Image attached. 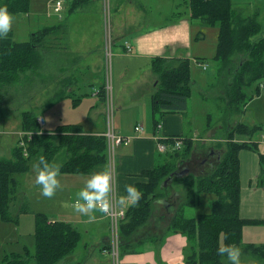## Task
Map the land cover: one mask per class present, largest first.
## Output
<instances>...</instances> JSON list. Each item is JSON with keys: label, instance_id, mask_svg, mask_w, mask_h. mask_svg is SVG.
Listing matches in <instances>:
<instances>
[{"label": "trees", "instance_id": "obj_1", "mask_svg": "<svg viewBox=\"0 0 264 264\" xmlns=\"http://www.w3.org/2000/svg\"><path fill=\"white\" fill-rule=\"evenodd\" d=\"M79 2L81 1L73 0L70 10L79 6ZM188 2L191 18L200 19L206 25H219L216 52L212 60L214 79L208 83V87L218 90L215 104H223V119L230 122L232 116L243 114L252 97L264 89V34L253 38L263 31L262 25L255 13L245 15L244 8H235L232 0ZM28 4L29 0H0V7L7 8L13 17L12 21L18 15L28 13ZM49 32H54V26L44 25L32 32L31 39L19 41L14 38L10 28L7 36L0 39V85L13 84L18 81L19 73L28 69L34 70L41 65L42 56L37 46H42V41ZM151 68L156 75L157 88L150 96L152 121L156 127L159 118L157 114L185 110L187 98L191 94L190 60L186 57L157 56L152 59ZM98 93L99 99L103 101L104 91L100 89ZM57 97H62V94ZM216 115V112L207 114V129L215 123ZM36 118L37 115L33 111L21 114V130L31 133L30 136H23V141H26V154L20 146L15 145L11 149L12 157L0 158V219L3 221L17 222V218L10 212V204L16 199L18 186L14 174L27 172L30 162L35 160L34 164H38L41 156L50 163L54 156L63 150L65 158L59 166L60 173H98L103 172V167L106 170L108 168L104 135L86 133L81 125L71 123L59 125L53 131L46 130L39 126ZM233 123L232 127H224L228 150L217 170L202 177L189 172L180 177H172L175 178V183L185 185L186 195L184 200H178L176 212L167 218L165 230L159 236L153 233L151 241L163 244L164 238L170 233L184 234L185 264H231L229 260L223 261L227 257L217 252L218 247L226 244L241 246L242 252L258 255L264 264V243L257 245L249 242L242 245L244 227L250 224L264 225V219H247L239 214L241 188L238 158L241 149H256V141L252 137L262 126L249 125L239 118ZM174 136L180 137L162 135L159 140L169 145ZM182 139L180 148L168 147L166 151L160 152L165 155L164 162L142 171L146 180L136 185L142 193L141 199L137 205L126 209L124 218L119 223L120 254L131 248L133 233L148 222L153 207L156 206L154 201L159 202L157 199L165 195L164 189L167 185L163 184L164 179L180 169L179 165L175 167L179 160H185L189 156L193 140L191 137ZM259 161V183L262 184L263 153H259ZM202 192L213 194L215 197L210 201V211L186 216L183 213L184 207H194ZM169 205H165L166 208L169 209ZM33 238L32 254L24 247L22 253L5 254L2 264H57L75 250L81 241V234L69 221L50 220L45 213L36 212ZM142 241L141 239L137 242Z\"/></svg>", "mask_w": 264, "mask_h": 264}, {"label": "crops", "instance_id": "obj_2", "mask_svg": "<svg viewBox=\"0 0 264 264\" xmlns=\"http://www.w3.org/2000/svg\"><path fill=\"white\" fill-rule=\"evenodd\" d=\"M80 1L82 3H78L79 6H77L70 12L71 14H69L65 22L58 21L56 17L54 18L47 13L46 18L43 19L41 27L44 25L53 24H65L70 27V29L72 30L71 35L79 37L80 40H75L72 37V40H70L72 49H70V51H68V54L66 55H71L74 59L77 58L76 62L79 64H90L92 63V60L94 58L98 57L99 55L101 56L103 46V29L99 30L98 28L96 29V27L101 26L102 28L103 17L101 18V11L98 5L99 0ZM188 1L189 0H112V24L109 9L110 23L108 19L107 27L109 28L112 45L115 46L113 47V55H115L116 57V63L118 64L121 58H129L133 63H136L134 64V67L136 69H140L142 65H144V68L149 71V75H152L150 79L151 88H149V91H138L134 93V95L136 97H139V99L147 98V96L149 95L151 96V94H153L157 88L155 81L156 76L152 73L151 68L152 59L157 56L180 58L186 57L190 60L191 76L194 72L199 74L201 69L206 70L208 67H210L212 70V76L209 80L206 79L207 83H210L212 79H214L212 60L216 52L219 25L218 23H215L213 25H206L202 23L200 19L191 18ZM91 2H95L97 4V8H87ZM232 3L234 2L232 1ZM88 32L89 35H86ZM92 32H94V38L93 40H89ZM78 44L80 45V47L78 46ZM118 46L123 49H119ZM45 52L48 51H45V48H43V53ZM48 58L49 57H45V55H42L43 68L48 65ZM100 58H98L99 62ZM203 65H205V67H203ZM116 68L117 77H120L126 67L118 68L116 66ZM102 74V70L96 69L92 72V77L90 80L98 83ZM191 76L190 78L192 83L193 77ZM71 88L74 91H69L68 94L63 92L62 97L68 96L71 98V100L74 99V102L76 103L83 102V100H88V102L91 104L88 106L89 109L87 114L82 115L79 120H63L60 117H57L54 122L52 120H49L48 123L50 126L46 130L53 131L59 125L71 123L81 125L86 133H102L104 131L103 122H100V124L95 127L93 124V120L97 116H102L104 113V108L98 113L97 101H94L92 99L95 96H98L99 98V95L93 96V94L91 95L93 96L92 98L88 97L87 99H85L83 96L81 97L80 94L78 95L75 93L77 88L74 85L71 86ZM93 89H95V85L92 86V90ZM192 91L193 89L191 88V92ZM118 92L122 93V91ZM124 95H119L116 98L117 115L114 130L119 133V135L129 137V142L127 144H118L121 147L117 150L116 153L113 151L111 164L114 168V173L112 174V176H109L111 190L113 191L116 199V205L118 208L123 209L126 212V209L130 207L128 206L129 202L125 200L124 203H121L122 197H125L127 195L125 186L128 184L136 186L137 183L145 181L146 178L142 174V171L150 169L156 164L164 162V157H161V154H159L160 152L156 150V140L154 139V135H180L183 137H191V139L193 140L192 148H194V139L195 137H200V134H197L198 132L195 131L191 134H184L185 128L182 123V116H184V113L190 112L188 110V98L185 110L160 114V117L158 118L159 129L157 131L156 127L153 126L152 110L150 120L145 116H139V118L143 119V121H135V123L131 124L129 128H125L122 120L119 119L120 110L124 108V105L126 104ZM54 98H56V96H54ZM253 98H258V96L255 95L252 97V99ZM98 100L100 104L103 105L102 101L100 99ZM204 102L208 107L209 103L206 101ZM249 102L245 107L244 113L238 117L239 120L249 125H259L264 127V122H257L254 118L253 114L255 110L249 107ZM146 105H148V103H146ZM211 111L212 112L208 113L214 114L216 112V104L214 108L211 109ZM248 115L250 116V118L247 117ZM38 117L43 120L42 128L45 127L46 120L43 119L40 115H38ZM0 121L11 124V127L8 129L6 128L8 124L6 125L3 123V126H5V128L0 130V138H4L3 140L0 139V158H10L12 157L11 149L15 146L18 137L22 133L21 128L13 127V124L19 121V117L8 120L2 116L0 118ZM191 121L193 122L192 117ZM55 123L58 124H56L55 128L53 129L51 126H54ZM138 123L142 125L141 131H136L134 129L135 125ZM204 130L205 132H212L211 127L207 129L205 125ZM210 136L211 133L209 134V137ZM252 138L254 141H256V149H241L238 153L239 181L241 188L239 214L242 218L264 219V182L262 184L259 183L261 172L259 153L264 154V151H258L259 145L263 141H260L257 135L253 136ZM118 145L116 146L119 147ZM251 150L257 152L256 156L249 153V151ZM206 161V159L205 161L204 159H202L201 162L206 163ZM186 165L188 166V164ZM243 165L249 169V175L244 173V178L242 176ZM105 170V167H103V172L98 173H104ZM106 172L108 173V168ZM98 173H59V175L57 176V180L59 181L58 184L61 187L58 188V190L64 189L66 192H69L71 193V195L77 197V193L86 186L88 179L93 174ZM17 182L19 183L18 179ZM32 182L33 185L38 184L35 177H32ZM204 193L205 192H202L199 195L197 204L194 205V207H191L194 210L196 209V212L192 213L189 206L184 207L183 213L186 216H195L200 213L208 212L210 208V201L215 197L213 194H211V196L208 195L209 197H207L206 200L202 199L201 196H203ZM181 194L182 193L180 192H173V195L182 196ZM73 200L75 201L76 198H74ZM203 202H205L204 206L202 205ZM16 203L17 196L11 204H13L12 206H16ZM158 203H162L165 210V216L174 214L176 212V209L178 208V200L169 202V209L166 208L164 202ZM154 208L155 209H153V211H156L158 209V204H156ZM21 210H24L23 206L19 209V211ZM167 210H170L169 214ZM40 212L45 213L50 219L49 214L45 210H40ZM75 215H77L75 211L65 210L64 219L58 220L69 221L74 225V223L77 221ZM89 215H94L96 218L94 220H90ZM153 219L155 222L156 218ZM50 220H52V218ZM84 221L89 223L96 222L95 228H93V231L96 230V232H92L90 236H87L85 231H89L91 228H87V230H83V228L79 229L81 231H79L81 234V239L83 240L81 246L84 250V253L77 257L72 255V258L76 261L78 260L80 264H112L110 256L107 254L103 255L100 251L101 247L106 244V238L109 233L108 216L103 212L93 210V212L85 215ZM150 223L151 219L143 224V230L140 227L133 233V241L130 245L131 248H127L128 251H125L122 256H120L122 261L121 263L185 264L183 258V249L186 245V236L179 232L170 233L164 238L163 244L152 242L151 239L152 236H154L153 232L155 230L150 229ZM251 226H254V229H248ZM258 226L264 227V225L260 224H250L244 227L242 245H245L249 242L254 244H261L260 242L264 243V228L256 229ZM258 230H260L261 232L260 237L257 236L259 235V233L257 232ZM250 231L253 232V235H248V232ZM141 239L143 241L138 243L137 241ZM24 247L27 246H22L21 249L10 251L8 253H22ZM239 248L241 249V246ZM242 254L247 255L243 259V261H249L252 260L253 257H256L244 252H242ZM226 260L228 259H223V261L225 262Z\"/></svg>", "mask_w": 264, "mask_h": 264}, {"label": "rangeland", "instance_id": "obj_3", "mask_svg": "<svg viewBox=\"0 0 264 264\" xmlns=\"http://www.w3.org/2000/svg\"><path fill=\"white\" fill-rule=\"evenodd\" d=\"M232 1L234 2L233 4L236 8H244L243 13L245 15H251L252 13L257 15V19L260 21L263 31L253 36V38H258L260 35H263L264 0ZM72 2L73 0H63V9L59 13H55L53 11L54 0H29L28 13L18 15L11 23L14 38L16 40L24 41L31 39L32 32L36 31L38 28H41L43 19L46 18L47 13L54 18L56 17L58 21L65 22L69 14H71L70 12L72 10H70V6ZM106 2L107 3L104 6L103 0H99L98 2L101 11V18L103 17L102 28L101 26L96 27V29L98 28L99 30L103 29V46L101 56L99 55L98 57L94 58L90 64L77 63V58L74 59L71 55L66 54H68V51L72 49L70 45V40H72V37L75 40H80L79 37L71 35L72 30L67 25L64 24L55 26V24H53L52 26H54V32H49V34L46 36V39L42 41V46H37V48L40 50L41 56L45 55V57H49L47 59L48 65L43 68L41 63V65H39L34 70L28 69L24 73H19L18 81L15 83L9 85H0L1 117L3 116L8 120L19 117V121L13 124L14 128H20L21 114L26 111H33L45 119L46 125L43 127L44 129L49 128V120L54 122L57 117H60L63 120H79L82 115H85L88 112V106L91 104L88 102V100H83V102L76 103L68 96L54 98V96L62 94L63 92L68 94L69 91H74L71 88L73 85L77 88L75 93L78 95L80 94V96H83L85 99L95 96L92 94L93 85H95V88L99 86V89L108 92V97L109 100L111 99L113 107V109L111 108L110 110V117L114 127L116 125L117 115L116 98L119 95L124 94V100L126 104L124 105L125 107L120 110L119 119L122 120L125 128H129V126L134 124L135 121H143V119L139 118V116H145L150 120V95L147 96V98L139 99V97H136L134 93L138 91H149V88H151L150 79L152 75H149V71L144 68V65H142L140 69H136L134 67V64L136 63H133L129 58H121L118 64L116 63V57L113 55V47L115 46L112 45L111 38V46L109 45L108 39L105 35V27L109 29L107 27V22L109 19L110 23V15L112 24V0H106ZM87 8H97V4L95 2H91ZM108 8L110 9V15ZM93 33L94 32L91 33L89 40H93ZM86 35H89V32ZM78 46L80 47L79 44ZM118 47L119 49H123L120 46ZM43 48H45V51L48 52L43 53ZM98 58H100V62ZM116 66L118 68L126 67L120 77H117ZM95 68L102 70L103 72L98 83L90 80L92 77V72L96 70ZM152 73L155 75L153 71ZM211 76L212 70L210 67H208L206 70L201 69L199 74L194 72L191 76L193 77L191 83V88L193 91L191 92V96L188 97V110L190 112L184 113V116H182V123L185 128L184 134H191L195 131L198 132L197 134H200V137H195V146L192 148L191 152H189V156L186 157L185 160H179L178 164L175 166L177 167L179 165L181 169L183 164H188L189 168H191L189 173L200 177L209 175L208 173L211 171L213 172L215 169L217 170L226 150H228L226 146L227 141L225 138L226 128L224 130V127L227 125L232 127L234 124L233 122L239 117V114L234 115L231 117L230 122H227L222 116L223 104H219L218 102L216 104L217 117L215 116V123L211 127L212 132H205L204 125L206 122V114L208 112H212L211 109H213L215 106L214 96L218 94L217 89L208 87L207 80H209ZM118 91H122V93H119ZM256 96H258V98H253L250 100L249 107L255 110L256 113L254 112L253 115L256 121L264 122V89H262V91H260V93ZM92 99L97 101L98 109H100H97L98 113L104 108L103 115L97 116L93 120L94 127L99 125L100 122H103V129H105L106 122L104 121L106 115L105 111L107 109V103H105L106 92H104V100L102 101L103 105L100 104L98 96H95ZM204 101L209 103L208 107L205 105ZM146 103H148V105H146ZM157 116L160 117L158 114ZM191 117L193 118V122L191 121ZM247 117L250 118L249 115ZM3 123L6 125L8 124L0 121V130L5 128ZM56 124L58 123H55V125L51 127L54 129ZM10 127L11 124L6 126L8 129ZM210 133L211 136L209 137ZM260 133H264V127L257 131L256 135L258 138ZM0 139L3 140L4 138ZM261 141L263 142L260 143L258 151H264V139H261ZM120 147L121 146H116L114 152L116 153ZM112 151L113 148L111 149L110 154ZM249 153L255 156L257 154V152L254 150L249 151ZM159 154H161V157H165L164 153ZM64 158L65 153L63 150H61L54 156L49 164L53 166H60ZM218 158L219 161H217ZM202 159H204V161L207 159L206 163H202ZM34 162H30V167L27 172L14 174V176L19 180L15 192L16 194L14 193L15 197L17 195V203L16 206H12L13 204H11L10 212L12 215H15L14 217L17 218V222L3 221L0 219V264H2L1 261L6 253L19 250L22 248V246L26 245L29 248L31 254L34 252V214L36 212H40V210H45L52 220H63L65 210L75 211L77 213V215H75L77 221L74 223V226L78 230L80 228H83V230L91 228L89 231H85L87 236H90L92 232H96V230L93 231L96 222L89 223L84 221L86 214L77 212L75 210L73 199L77 198L76 196L71 195V193L66 192L64 189L58 190V188L61 187L58 184L55 194L52 197H46L42 195V186L40 184L33 185L32 177L36 178L38 171L40 170L34 167ZM113 173L114 168L112 167V174ZM242 173L243 178L245 177L244 173L249 175V169L244 165L242 166ZM174 179L175 178L168 182L166 188L164 189L165 195L163 198L160 197V199H165L168 202L179 199L184 200V196L186 195L185 185L181 183H175ZM174 191L182 193V196L173 195ZM208 195L211 196L210 193L208 194L205 192L201 197L202 199L206 200L207 197H209ZM160 199L157 200L159 201ZM154 203L158 204V209L153 211L149 217V219H151L150 229L155 230L153 233H155L156 236H159L165 230L164 225L168 222L167 218H169V216L164 215L165 210L162 203H158L156 201H154ZM202 205L204 206L205 202H203ZM22 206L24 210L19 211ZM153 209L155 208L153 207ZM190 211L194 213L196 212V209L194 210L190 207ZM209 211L210 208L208 212ZM153 218H156L155 222ZM140 227L143 230V225ZM262 228L264 227L258 226L256 229ZM248 229H254V226H251ZM257 232L259 233L257 236L260 237V230ZM248 235H253V232H248ZM82 243L83 240L81 239L75 250L70 255L61 259L57 264H80L78 260L76 261L72 258V255L77 257L84 253V250L81 246ZM246 256L247 255L242 254L241 251L240 264H261L263 261V259L258 255L255 258L253 257L252 260L243 261Z\"/></svg>", "mask_w": 264, "mask_h": 264}, {"label": "clouds", "instance_id": "obj_4", "mask_svg": "<svg viewBox=\"0 0 264 264\" xmlns=\"http://www.w3.org/2000/svg\"><path fill=\"white\" fill-rule=\"evenodd\" d=\"M13 17L6 7H0V39L7 36L11 28ZM34 167L38 171L36 182L42 186V195L52 197L55 194L59 181L57 176L60 173L58 165H50L43 156L39 163ZM111 190L110 176L107 172L93 174L87 181L86 186L77 193L74 201L75 210L80 213L88 214L93 210H98L107 214L110 210L109 193ZM127 195L122 197L121 203L125 200L129 202L128 206H135L141 199L142 193L132 184L125 186ZM94 215H89L90 220H94ZM218 254L226 256L231 264H240L241 249L235 244H226L218 247Z\"/></svg>", "mask_w": 264, "mask_h": 264}, {"label": "built area", "instance_id": "obj_5", "mask_svg": "<svg viewBox=\"0 0 264 264\" xmlns=\"http://www.w3.org/2000/svg\"><path fill=\"white\" fill-rule=\"evenodd\" d=\"M106 3H107L106 0H103V6ZM62 8H63V0H54L53 10L56 13H59L62 10ZM108 10H109V8H108ZM105 35L108 39L109 45L111 46L109 29H107L106 27H105ZM94 92L98 93L97 90H94ZM105 92H106L105 103H107V109L105 111V113H106V115H105L106 127H105V131L103 132V135L106 138L107 153H108V156L110 159V156H112V154H113V151L110 154L111 149L113 148V150H114V147L118 144H127L129 142V137L119 135L115 132L113 122H112V119L110 117V110H111V108L113 109V107H112L111 99L109 100L108 92L107 91H105ZM134 128L136 131L142 130V126L140 124H137ZM156 128L157 129L159 128L158 124H157ZM160 136H162V135H154V138L156 140L157 150L160 152L166 151V149L168 147L180 148L182 146V143H183L182 137L174 136L172 138V143L168 145L166 142L159 140ZM260 139H264V133L260 134ZM109 165H110L109 166V175L112 176V165H111L110 161H109ZM109 200H110V210L107 213V215L109 217V235L107 238V245L105 247H103L101 249V251H102V253H106L111 257L113 264H120L118 228H119L120 218H122L124 216V210L119 209L116 206V199H115V196H114L112 190L110 192Z\"/></svg>", "mask_w": 264, "mask_h": 264}, {"label": "water", "instance_id": "obj_6", "mask_svg": "<svg viewBox=\"0 0 264 264\" xmlns=\"http://www.w3.org/2000/svg\"><path fill=\"white\" fill-rule=\"evenodd\" d=\"M219 154V153H218ZM189 171V167L186 165V166H183L180 170L174 172V173H170L166 179H164L163 181V184L166 186L168 184L169 181L172 180V177L173 176H177V177H180V176H183L184 174H186L187 172ZM160 202H164L165 205H168L169 202L166 201L165 199H160L159 200Z\"/></svg>", "mask_w": 264, "mask_h": 264}]
</instances>
